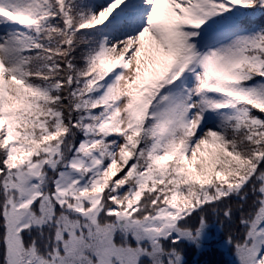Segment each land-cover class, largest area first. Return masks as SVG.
Returning <instances> with one entry per match:
<instances>
[{"label": "snow or ice", "instance_id": "6c2138e0", "mask_svg": "<svg viewBox=\"0 0 264 264\" xmlns=\"http://www.w3.org/2000/svg\"><path fill=\"white\" fill-rule=\"evenodd\" d=\"M257 18L264 0H0V264H185L233 197L227 244L264 264Z\"/></svg>", "mask_w": 264, "mask_h": 264}, {"label": "rangeland", "instance_id": "374dc122", "mask_svg": "<svg viewBox=\"0 0 264 264\" xmlns=\"http://www.w3.org/2000/svg\"><path fill=\"white\" fill-rule=\"evenodd\" d=\"M237 201L239 200L237 199ZM194 221L195 219H193ZM216 230L219 234V231L222 230L221 226H216ZM214 236L211 231L210 238L202 249L192 246L191 248L187 244L178 245L184 251L185 264H237L234 249L227 244V240L223 242V239ZM208 251L211 254L207 253Z\"/></svg>", "mask_w": 264, "mask_h": 264}, {"label": "trees", "instance_id": "16d2710c", "mask_svg": "<svg viewBox=\"0 0 264 264\" xmlns=\"http://www.w3.org/2000/svg\"><path fill=\"white\" fill-rule=\"evenodd\" d=\"M262 19L264 18H257V23L261 22ZM239 204H240V201H237V199L233 197L230 200H226L224 204H221L219 206V209H220L219 215L212 214L211 211H209L208 218H209L210 224L213 226L211 231H212V234L215 235L214 237L216 238L220 237L221 239H223V242L227 240V237L229 236V234L233 235L234 237L239 236L242 238L243 230L240 228L239 223H238V211L237 210H238ZM249 205H251V196L249 197L248 204L245 205V208L247 209ZM228 206H230L233 210V217L231 220H228L224 218L223 216V209ZM193 219H195V217ZM216 226H219V227L221 226L222 230L221 232L219 231V234H218V231L216 230ZM207 253L211 254L209 251Z\"/></svg>", "mask_w": 264, "mask_h": 264}]
</instances>
